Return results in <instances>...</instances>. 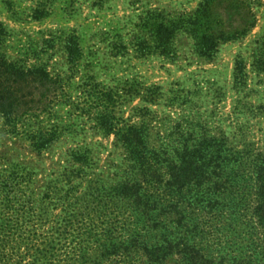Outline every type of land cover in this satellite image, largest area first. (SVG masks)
<instances>
[{
    "label": "rangeland",
    "instance_id": "rangeland-1",
    "mask_svg": "<svg viewBox=\"0 0 264 264\" xmlns=\"http://www.w3.org/2000/svg\"><path fill=\"white\" fill-rule=\"evenodd\" d=\"M202 1L0 0L6 32L0 52L9 64L42 69L53 79L38 84L36 103L20 108L18 115L33 107L27 115L10 123L0 116V174L16 167L31 172L37 198L52 183L66 186V175L80 168L83 179L74 184L81 190L94 178L115 185L132 176L131 162L107 130L130 126L142 128L151 147L171 153L208 134L225 137L246 158L263 157L264 0H212L197 15ZM194 17L195 33L176 27L168 42L160 40V23ZM210 33L223 39L201 55L197 43ZM70 38L80 48L77 63L68 60ZM42 132L56 138L37 149L34 136ZM78 152L88 164L74 161ZM54 208L58 216L64 206ZM249 226L245 240H204L202 263L264 264L263 229L254 220ZM67 245L77 244L0 240V256L9 264H69L75 256L62 251ZM123 264L152 263L138 255ZM163 264L189 263L170 258Z\"/></svg>",
    "mask_w": 264,
    "mask_h": 264
},
{
    "label": "trees",
    "instance_id": "trees-1",
    "mask_svg": "<svg viewBox=\"0 0 264 264\" xmlns=\"http://www.w3.org/2000/svg\"><path fill=\"white\" fill-rule=\"evenodd\" d=\"M211 2L203 0L196 14ZM196 19L160 23V40L168 42L176 27L195 33ZM5 36L0 28V44ZM218 39L223 37L204 36L197 43L200 54L207 55ZM67 51L69 62L77 63L81 52L76 38L68 40ZM44 81H53L46 71L25 72L0 52V116L8 123L27 115L33 107L23 115L18 112L36 103L34 90ZM107 132L125 145L132 176L111 186L94 178L81 190L80 183L74 184L83 179L80 168L66 175L67 187L52 183L37 198L29 188L31 172L16 167L0 174V240H73L75 247L62 250L75 256L69 264H123L138 255L152 264L170 258L201 264L207 260L204 240H245L253 220L264 232V156L246 158L247 152L236 150L223 136L189 138L171 153L151 147L145 131L136 126ZM34 138L36 148L44 149L56 133L42 132ZM73 158L82 166L89 162L81 152ZM58 204L64 209L57 216ZM49 222L56 225L44 228ZM230 230L233 239L227 235ZM9 263L0 256V264Z\"/></svg>",
    "mask_w": 264,
    "mask_h": 264
}]
</instances>
